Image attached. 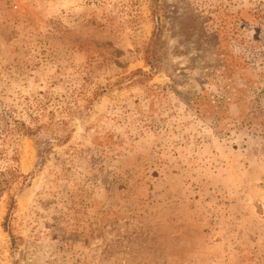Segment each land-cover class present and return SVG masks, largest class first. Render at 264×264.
I'll return each instance as SVG.
<instances>
[{
    "label": "rangeland",
    "instance_id": "obj_1",
    "mask_svg": "<svg viewBox=\"0 0 264 264\" xmlns=\"http://www.w3.org/2000/svg\"><path fill=\"white\" fill-rule=\"evenodd\" d=\"M0 264H264V0H0Z\"/></svg>",
    "mask_w": 264,
    "mask_h": 264
},
{
    "label": "trees",
    "instance_id": "obj_2",
    "mask_svg": "<svg viewBox=\"0 0 264 264\" xmlns=\"http://www.w3.org/2000/svg\"><path fill=\"white\" fill-rule=\"evenodd\" d=\"M196 103V102H195ZM198 104V103H197Z\"/></svg>",
    "mask_w": 264,
    "mask_h": 264
}]
</instances>
